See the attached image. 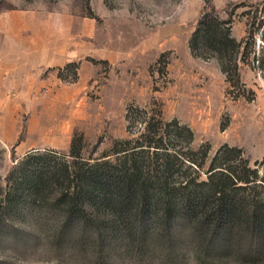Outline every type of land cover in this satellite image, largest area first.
<instances>
[{
  "label": "rangeland",
  "instance_id": "rangeland-1",
  "mask_svg": "<svg viewBox=\"0 0 264 264\" xmlns=\"http://www.w3.org/2000/svg\"><path fill=\"white\" fill-rule=\"evenodd\" d=\"M208 8L230 18L231 35L245 47L237 82L213 57L188 49ZM261 17L264 0H0V264H264L235 247L200 244L182 223L157 228L150 216L120 231L107 223L105 233L91 225L59 235L55 188L33 204L3 201L25 154L39 155L43 166L68 160L70 139L81 134L88 160L131 137L139 126L127 127L130 104L187 125L192 148L208 144L207 160L223 144L240 148L250 165L259 160ZM70 62L75 72L64 67Z\"/></svg>",
  "mask_w": 264,
  "mask_h": 264
},
{
  "label": "trees",
  "instance_id": "trees-1",
  "mask_svg": "<svg viewBox=\"0 0 264 264\" xmlns=\"http://www.w3.org/2000/svg\"><path fill=\"white\" fill-rule=\"evenodd\" d=\"M257 20L264 41L263 17ZM230 22L211 8L202 11L187 45L194 56L213 57L226 80L237 82L245 47L231 35ZM259 61L264 66L263 56ZM70 66L75 72L76 63L64 65ZM124 119L128 128H139L115 139L98 158L80 156L81 134L72 135L68 160L43 166L39 155L22 156L8 175L4 204H33L55 188L59 235L91 225L105 233L107 223L120 231L125 222L150 216L157 228L173 230L182 223L200 244L219 251L235 247L264 262V155L250 165L240 148L223 144L207 160L208 144L192 148L193 131L175 118L163 120L159 109L148 114L146 107L130 104Z\"/></svg>",
  "mask_w": 264,
  "mask_h": 264
}]
</instances>
